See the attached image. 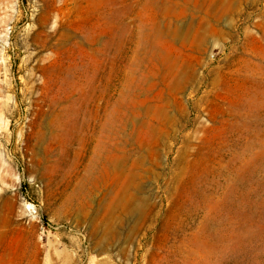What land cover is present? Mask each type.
I'll return each mask as SVG.
<instances>
[{
	"label": "rangeland",
	"instance_id": "obj_1",
	"mask_svg": "<svg viewBox=\"0 0 264 264\" xmlns=\"http://www.w3.org/2000/svg\"><path fill=\"white\" fill-rule=\"evenodd\" d=\"M0 264H264V0H0Z\"/></svg>",
	"mask_w": 264,
	"mask_h": 264
},
{
	"label": "bare ground",
	"instance_id": "obj_2",
	"mask_svg": "<svg viewBox=\"0 0 264 264\" xmlns=\"http://www.w3.org/2000/svg\"><path fill=\"white\" fill-rule=\"evenodd\" d=\"M2 116V115H1Z\"/></svg>",
	"mask_w": 264,
	"mask_h": 264
}]
</instances>
